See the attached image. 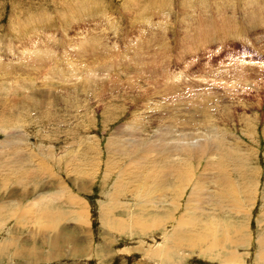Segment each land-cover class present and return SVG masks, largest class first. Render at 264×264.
Masks as SVG:
<instances>
[{"label":"rangeland","instance_id":"374dc122","mask_svg":"<svg viewBox=\"0 0 264 264\" xmlns=\"http://www.w3.org/2000/svg\"><path fill=\"white\" fill-rule=\"evenodd\" d=\"M125 128L141 143L146 135L156 143L162 132L176 141L189 131L198 138L222 136L221 147L209 148L210 159H219L225 170L236 146L254 151L255 203L245 220L250 243L239 248V264H264L256 261L257 240L264 236V0H0V203L12 202L17 178L29 187L41 178L35 160L43 149L53 183L34 197L19 196L18 203L21 216L27 206L35 212L47 208L46 224L53 220L60 233L52 245L50 237L31 232L29 221L0 217L3 249H14L10 235L18 247L31 249L15 256L0 250V264H232L222 261L227 249L203 255L188 240L182 248L171 244L188 190L170 181L154 208L164 212L149 216L162 219L163 226L133 231L125 221V210L146 201L143 194L152 187L139 180L130 182L133 195L120 196L112 215L128 226L109 228L114 224L105 209L107 196L119 187L115 173L105 172L103 181L105 144L118 129L122 137H133ZM81 144L91 148L89 160ZM144 154L138 152L134 164ZM72 160L81 164L67 172ZM195 164L179 158L189 176ZM72 178L82 183L73 185ZM57 179L87 203V224L70 218L56 201L66 194ZM147 197L156 203V190ZM215 208L216 217L203 221L233 223L220 213L224 206ZM174 210V220L165 222ZM226 233H219L217 243L206 234L204 246L221 244Z\"/></svg>","mask_w":264,"mask_h":264},{"label":"bare ground","instance_id":"6f19581e","mask_svg":"<svg viewBox=\"0 0 264 264\" xmlns=\"http://www.w3.org/2000/svg\"><path fill=\"white\" fill-rule=\"evenodd\" d=\"M172 123L174 124L175 122ZM178 125L185 126L184 124H181L179 122ZM173 126L175 127V125ZM125 130L127 131V135L131 134L133 135V137H122V131L118 129L114 133V136L110 138L105 144L107 152L104 158L105 161H103V181H107L105 172L106 174H108L109 172H112L113 174L115 173L114 185L119 187V191L114 192L112 197L110 194L107 196L108 201L105 205V209L114 224L109 228L111 230H119L125 228L127 225L126 223H124L125 221H127L129 227H131L133 231L139 229L141 232H144L151 227L156 228L160 225L163 226L162 219H159L158 217L151 218L149 216H159V214L164 212L162 210L156 211L154 208L157 203H160L161 199H164V185L167 181H170L172 184H177L175 185V189H178V187H184L188 190L184 214H181L180 216L182 219L177 225H175L171 232V235H173L174 238L171 239V244L175 243L177 248H182V245H186V242L188 240V245H191L190 247L193 246L194 248L198 249L199 254L203 255L211 251L214 252L217 248L227 249V254L224 256V259H219H223L222 261L232 264L241 263L243 261L242 257L244 255L239 251V248L248 247V244L250 243V238L247 234V229L245 226V220L250 214V207L254 206L256 195V171L254 169V165L252 166V162L250 160L254 155V151L241 149L239 146H236L227 154L228 164L225 170L219 159H216V157H214V159H210L211 147L209 148V146L221 147L223 145L222 136H219V138H211L207 135L205 137L201 136L202 138H198L194 137L195 133L191 135L189 131L186 133V137L184 135L182 139L180 138L179 141H176L177 137H171L170 135H167V132H162L157 137L156 143L149 142L150 135H146V140L141 143V138L136 132L126 128ZM80 149L84 153L86 159L89 160L91 155V148L85 144H81ZM140 151H143L145 153L143 159L141 160V162L134 164L136 155ZM37 153L39 157L35 160V171L37 175L41 176V178L33 187H29L26 182L20 180V178H17V180L19 181L15 180L17 182V186L14 187V193L12 194L14 195V199L10 204L8 203V201H6L5 203L3 202V204L0 203V217H2L4 221H7L6 219L8 218H14L18 223L22 219L23 221H29V224L31 225V232L39 236L40 239L41 237H50L51 244L53 245L56 238L59 237L60 233H55V229H58V227L56 228L54 226L53 220L46 224L48 215L47 208H43L38 212H35L33 210V208L35 207L32 208V206H27V210L21 216L20 210L22 208L20 209L18 203L19 196L29 197L28 195L33 194L38 188L41 189L44 186L48 187L53 183V178L48 176L49 166L46 162L48 153L40 148L38 149ZM184 156H188L196 162L194 168L191 171V176H189L190 170L188 167L185 168L184 165H179V158L181 159ZM126 159H128L129 161L127 165L122 168V163ZM152 159L153 162H151ZM202 160L204 161V164ZM72 164L73 165H69L66 167L67 172L71 170L76 171L79 168L81 162L72 160ZM90 170L91 162L86 164L87 173H89ZM172 175H174V178H172ZM45 177L47 178L46 180ZM139 180L143 181L146 185L152 184V187L147 189L143 194L146 196L147 200L136 201L139 202L137 207L130 210H125L128 213L125 221L123 218H118L116 216L112 217L115 212V208L119 207L117 200L120 198V196H122L126 192L133 195V187L130 185V182ZM72 181L73 185H75L76 183H82V179L76 180L72 178ZM4 182L7 181L5 180ZM54 183L58 185L60 190L66 193L65 196L57 199L56 201H59L63 206H66L68 208L70 218L74 219L79 224H87V203L83 202V200L78 196V193H73L71 191V188L65 181L57 179ZM189 184L190 187L188 188ZM121 185H123L124 188H120ZM155 190L157 193V202L153 203V201L149 197H147V195L150 192H154ZM36 195H40V193H36ZM32 196L34 197V194ZM167 198L168 197H166L165 199ZM33 202L35 203V201ZM217 204H219V207L224 206L225 208H227V210H224L225 208H223L220 213L230 215L231 219L233 220L232 224H226L224 221H222V223H219V221L218 224L214 221L212 223V220L210 222L203 221L206 218L209 219L208 217H216L215 207L217 206ZM10 205H12L13 207H10ZM191 207H194V210H190ZM150 211L155 213H149ZM171 212L173 215H169V213ZM226 212L229 213L227 214ZM134 213H138L139 215H148V217L139 215L136 216V214L133 215ZM169 213L167 215V218H165V222L173 221L176 216L175 210L170 211ZM35 214L36 219L33 222L32 216ZM261 218L264 221V209L261 212ZM107 223H109L108 218L106 219V224ZM57 225L58 224H56V226ZM226 231V235L223 234L225 236L224 241L221 244H213L208 247L204 246V241H208V236L206 234H209L211 232V234L214 235V238L212 237L213 240L209 241H211V243H217L219 233H223ZM9 237L10 241H12L13 243L12 245L14 249L12 250V252L9 249H3L2 242L0 241V250H3V252L4 250L8 251L15 256L19 250H31L30 246L24 249H22V247H18L16 245L17 237H15V235H10ZM257 246L258 248L256 261L264 262V236L258 238ZM144 249V254L149 253V248L145 247ZM173 249L175 248L173 247ZM155 250H157V253L163 255L162 248H157Z\"/></svg>","mask_w":264,"mask_h":264},{"label":"crops","instance_id":"0c3cea01","mask_svg":"<svg viewBox=\"0 0 264 264\" xmlns=\"http://www.w3.org/2000/svg\"><path fill=\"white\" fill-rule=\"evenodd\" d=\"M223 149H227V148H223ZM258 181H260V179Z\"/></svg>","mask_w":264,"mask_h":264}]
</instances>
